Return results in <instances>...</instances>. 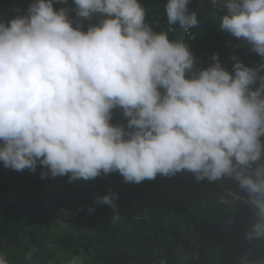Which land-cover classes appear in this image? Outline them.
<instances>
[{"label": "clouds", "instance_id": "clouds-1", "mask_svg": "<svg viewBox=\"0 0 264 264\" xmlns=\"http://www.w3.org/2000/svg\"><path fill=\"white\" fill-rule=\"evenodd\" d=\"M209 2L223 13L218 27L264 58V0ZM55 3L67 0H34L26 13L0 19L4 167L35 173L39 164L47 169L41 179L68 175L70 183L114 172L137 184L182 170L198 181L229 177L254 209L246 239L264 240V63L246 66L233 55L230 72L217 53L193 71L185 40L169 37L174 26L187 36L199 27L189 0H167V31L146 22L140 0H74V9L59 10ZM73 10L100 22L83 31L69 19ZM117 107L130 118L126 127L111 123ZM116 199L110 192L96 202L115 209ZM238 199L229 191L217 202L235 207ZM38 251L26 253L29 264ZM0 264H10L5 254Z\"/></svg>", "mask_w": 264, "mask_h": 264}, {"label": "trees", "instance_id": "trees-1", "mask_svg": "<svg viewBox=\"0 0 264 264\" xmlns=\"http://www.w3.org/2000/svg\"><path fill=\"white\" fill-rule=\"evenodd\" d=\"M33 2L0 0V19L15 17L18 10L26 13ZM140 3L146 8V22L155 31L161 17L163 25H168L167 0ZM62 7L74 9V0L54 4L56 10ZM188 8L198 12L200 20L189 37L196 71L211 66L217 53L230 72L233 55L246 66L258 67L261 63L256 57L263 62L250 47L218 27L223 13L209 0H189ZM69 19L74 27L82 23V30L87 31L101 18L81 19L73 10ZM174 27L175 34L169 37L181 39L179 27ZM258 85L259 81L253 89ZM129 119L122 108L112 110V124L126 127ZM41 171L47 169L39 164L33 173L5 168L0 162V253L10 264H29L25 256L33 246L39 251L31 264H68L74 256H81L84 264H158L163 260L168 264H239L242 257L256 264L264 259V240L246 239L256 217L246 202L248 194L232 178L220 180L241 198L235 200V207L217 202L227 195L220 184L198 181L187 170L171 176L158 174L138 184L125 182L119 172L70 183L68 175L53 179L49 174L41 179ZM110 192L118 193L115 209L96 202ZM117 212L119 218L113 219ZM66 232L70 239H65Z\"/></svg>", "mask_w": 264, "mask_h": 264}, {"label": "built area", "instance_id": "built-area-1", "mask_svg": "<svg viewBox=\"0 0 264 264\" xmlns=\"http://www.w3.org/2000/svg\"><path fill=\"white\" fill-rule=\"evenodd\" d=\"M212 7H213V6H212ZM214 9H215V8H214ZM216 10H219V9H216ZM159 19H160V21H157V22H156V27H157V30H156V31H167L169 25H163V17H161V18H159ZM175 31H176V30H175ZM175 31H174V32H169V34H175ZM179 33H180V38L185 40V42L187 43L189 49L191 50V52H192L193 55H194V51L190 48V42H189V37H190L191 34L187 36V35H185V34L183 33V31L180 30V29H179ZM237 39H238L239 41L243 42V41L240 40L239 38H237ZM194 56H195V55H194ZM193 71H196L195 68L193 69ZM189 75H190V74H189ZM194 180H195V179H194ZM196 181H197V180H196ZM217 183L220 184V185L222 186V188L225 189V192H226V193H228V192L230 191L229 189L225 188V186H224V184H222V181H221V180H217ZM163 264H168V262L165 261V260H163Z\"/></svg>", "mask_w": 264, "mask_h": 264}, {"label": "rangeland", "instance_id": "rangeland-1", "mask_svg": "<svg viewBox=\"0 0 264 264\" xmlns=\"http://www.w3.org/2000/svg\"><path fill=\"white\" fill-rule=\"evenodd\" d=\"M264 60V59H263ZM51 179L52 178H50V179H47V180H45V181H47V182H50L51 181ZM53 179H58L57 177H54ZM217 182V181H216ZM54 183H55V181H54ZM98 196V194L97 193H95L94 194V197L96 198ZM58 233H61V232H59L58 231ZM64 235V234H63ZM64 237H65V239H70L71 238V235L68 233V232H66V235H64ZM243 258V257H242ZM261 260H264V259H261ZM261 260H258V261H261ZM257 261V262H258ZM252 263V262H251Z\"/></svg>", "mask_w": 264, "mask_h": 264}, {"label": "crops", "instance_id": "crops-1", "mask_svg": "<svg viewBox=\"0 0 264 264\" xmlns=\"http://www.w3.org/2000/svg\"><path fill=\"white\" fill-rule=\"evenodd\" d=\"M245 47L249 48V46H247V45H245ZM256 56H259L262 59V61H263V62H261V60L258 57H256V59L258 60V63H264V60H263L264 58H262L259 54H257ZM207 67H209V66L207 65L206 68ZM261 74L264 75V72H262Z\"/></svg>", "mask_w": 264, "mask_h": 264}, {"label": "bare ground", "instance_id": "bare-ground-1", "mask_svg": "<svg viewBox=\"0 0 264 264\" xmlns=\"http://www.w3.org/2000/svg\"><path fill=\"white\" fill-rule=\"evenodd\" d=\"M158 264H163V261L159 262Z\"/></svg>", "mask_w": 264, "mask_h": 264}]
</instances>
